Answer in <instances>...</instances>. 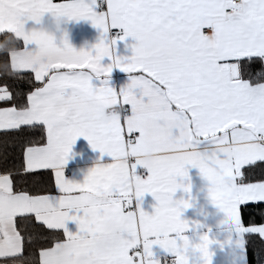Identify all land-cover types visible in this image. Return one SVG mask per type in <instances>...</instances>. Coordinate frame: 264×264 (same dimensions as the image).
Instances as JSON below:
<instances>
[{
  "label": "snow or ice",
  "instance_id": "snow-or-ice-1",
  "mask_svg": "<svg viewBox=\"0 0 264 264\" xmlns=\"http://www.w3.org/2000/svg\"><path fill=\"white\" fill-rule=\"evenodd\" d=\"M46 12L57 23L89 19L101 29V38L90 51H75L65 39L63 58L22 69L27 90L10 89L7 82L0 86V102L8 105L0 107L3 142L19 147L22 157L14 172L0 175V264H126L129 244L106 258L92 255L98 224L112 214L147 234L186 228L179 217L190 203L174 201L173 195L190 191L189 166L215 186L213 201L239 219L244 234L258 237L253 249L264 250V223L242 218L251 215L249 207L264 215V171L254 175L264 169V0H0V29L18 32ZM110 28L117 30L116 39L108 37ZM129 36L136 41L133 54L110 55L111 47ZM31 39L49 46L52 37L40 32ZM156 46L160 52L153 55ZM105 58L110 62L101 64ZM256 62L260 67L253 71ZM114 68L129 74L119 93L131 114L104 125L94 113L116 91L109 83ZM72 94L82 108L53 107L58 95ZM149 121L157 125L151 131ZM81 136L112 162L91 168L83 183H76L65 178L63 167ZM202 144L224 147L199 151ZM145 148L161 155L141 178L136 172L143 162L137 157ZM36 170H51L58 194L20 186L29 181L25 174ZM96 189L112 198L101 199ZM129 189L136 201L151 194L154 213L126 209L117 197ZM33 216L54 230L45 238L47 246L39 248L38 262L25 255L41 240L31 228ZM68 221L77 223V232L67 229ZM247 246L245 240L246 252Z\"/></svg>",
  "mask_w": 264,
  "mask_h": 264
},
{
  "label": "crops",
  "instance_id": "crops-1",
  "mask_svg": "<svg viewBox=\"0 0 264 264\" xmlns=\"http://www.w3.org/2000/svg\"><path fill=\"white\" fill-rule=\"evenodd\" d=\"M117 30L109 29L108 37L113 38ZM11 33L22 42V46L10 53V68L15 72H22L25 67H46L51 61L63 58L66 54L65 39L68 45L75 51L88 50L94 48L101 38V29L95 26L89 19L62 18L59 23L53 13L46 12L39 19H29L21 24L19 31L0 29V34ZM50 34L52 37L49 46L37 44L31 38L36 33ZM116 39V38H114ZM136 43L133 37L129 36L125 40L118 41L117 45L111 47L110 55L130 57L133 54L131 45ZM1 48V44H0ZM160 47L152 48V54L158 55ZM23 61V62H22ZM110 61L105 58L101 64ZM129 82V74L114 68L109 83L116 90L111 99L103 102L94 113L95 119L104 125L119 123L122 119L118 114L108 115V108H117L120 105L127 106L119 93V90ZM93 84L99 86L100 81L93 79ZM3 84H0L2 86ZM0 102V107H4ZM83 102L79 96L72 94L67 98L58 95L53 102L56 110H67L70 108L80 109ZM131 111V110H130ZM129 111V115L131 114ZM126 118V117H125ZM124 118V119H125ZM154 121L147 122L149 131L156 127ZM214 147H224L223 145H204L199 151L205 148L211 150ZM189 149L187 151H196ZM160 153L151 148H145L137 157L143 162L142 167L137 168V175L146 178L148 166L160 158ZM112 162V158L107 154H101L99 149H94L90 142L83 136L77 138L72 145L67 163L63 167V174L69 181L83 183L88 171L102 164ZM44 171V170H36ZM51 171V170H50ZM146 172L147 175H143ZM0 175H3L0 173ZM54 175V174H53ZM188 175L190 177V191L178 189L173 195L174 201L188 200L190 206L181 207L180 220L187 222V227L180 230H166L158 234H147L141 227L139 230L129 229L117 215H105L97 226L96 231L100 233L92 243L91 253L96 258H106L122 245H131L130 250L125 251L126 264H164L168 257H175L173 264H178L182 259L183 264H247V252L245 251L244 229L239 223V219L229 216L212 199V192L215 186L205 179L197 167L189 166ZM178 182L183 183V178ZM58 194L55 188L54 193ZM94 194L101 199H111L109 191L94 190ZM122 199L126 209L137 212L142 210L151 215L155 211V198L151 194H145L140 201L131 189L123 193ZM67 229L75 233L78 225L75 221H68ZM207 236L208 241L204 237ZM162 241V243H155ZM150 244V247L145 245Z\"/></svg>",
  "mask_w": 264,
  "mask_h": 264
},
{
  "label": "trees",
  "instance_id": "trees-1",
  "mask_svg": "<svg viewBox=\"0 0 264 264\" xmlns=\"http://www.w3.org/2000/svg\"><path fill=\"white\" fill-rule=\"evenodd\" d=\"M0 84H4L7 82L10 89L19 88L22 90H27L29 88L26 80L27 77L23 76L22 72H15L10 68V53L18 49L22 46V42L15 38L11 33L4 32L0 34ZM260 67L259 62L251 65V69L255 71ZM7 79V80H6ZM13 79H22L19 81H14ZM4 104V103H3ZM5 105V104H4ZM37 132L39 130H36ZM39 139V135L35 137ZM4 136L3 132L0 131V173L6 174L7 171H15L14 165L22 162V157L20 155L21 149L11 143L5 145L4 144ZM264 169L257 168L254 172V175L258 176ZM29 177V181L27 183L21 181L20 186L26 190H29L35 194H49L55 192V180L54 175L50 170L26 173ZM36 179L39 181L38 186H34L32 180ZM14 183L16 180L14 178ZM242 209L244 206H241ZM248 213L251 215L244 217L242 213V218L245 219L247 223H264V215L257 214L258 209L255 207H249L246 209ZM19 219V218H17ZM31 228L36 232L41 234V240L38 244L34 245L32 249L25 253L26 256H31V258L37 260L38 262V251L39 248L43 246H47L49 242L45 238L49 236L54 230L47 229L46 226L42 225L40 222L35 220L33 216L31 221ZM18 230H21V234H24V231L21 229V226L18 225ZM245 239L248 241V250H247V264H264V250H254L252 247V240L257 239L258 237H252L251 234H247Z\"/></svg>",
  "mask_w": 264,
  "mask_h": 264
},
{
  "label": "built area",
  "instance_id": "built-area-1",
  "mask_svg": "<svg viewBox=\"0 0 264 264\" xmlns=\"http://www.w3.org/2000/svg\"><path fill=\"white\" fill-rule=\"evenodd\" d=\"M121 35H122V33H121ZM114 38H116V37L113 36L112 39H114ZM129 111H130L129 107H124L123 105H120V106L117 107V108H114V107L108 108V109L106 110V113H107L108 115H111V114H118L119 117H120L121 119H124L127 115H129ZM137 135H138V133H137ZM143 175L146 176L147 173L144 172ZM174 260H175V257H168V258H166V259L163 261V263H164V264H173Z\"/></svg>",
  "mask_w": 264,
  "mask_h": 264
}]
</instances>
